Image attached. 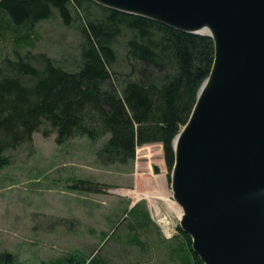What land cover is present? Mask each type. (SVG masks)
Here are the masks:
<instances>
[{"label": "trees", "instance_id": "1", "mask_svg": "<svg viewBox=\"0 0 264 264\" xmlns=\"http://www.w3.org/2000/svg\"><path fill=\"white\" fill-rule=\"evenodd\" d=\"M55 17L66 27L78 20V59L73 71L44 54L4 59L0 169L11 163L7 151L31 145L33 134L48 126L42 136L55 134L58 146L73 138L103 141L96 158L106 166H125L138 147L160 144L171 172L172 142L187 123L213 64L212 39L90 0H0V36L7 31L18 36L21 31V39L28 38L37 24ZM75 187L93 194L102 188L83 181ZM177 230L186 237L193 263L202 264L190 238ZM13 263L11 254L0 252V264Z\"/></svg>", "mask_w": 264, "mask_h": 264}, {"label": "rangeland", "instance_id": "2", "mask_svg": "<svg viewBox=\"0 0 264 264\" xmlns=\"http://www.w3.org/2000/svg\"><path fill=\"white\" fill-rule=\"evenodd\" d=\"M22 34L0 36V65L44 54L74 70L78 20L66 27L55 17L37 24L28 38ZM44 130L49 127L34 133L31 145L7 151L11 163L0 169V252L11 254L13 264H194L177 230L182 213L160 144L138 147L125 166H106L96 158L103 141L73 138L58 146L55 134L45 138ZM79 181L100 185L101 193L71 188ZM156 212L168 220L171 238Z\"/></svg>", "mask_w": 264, "mask_h": 264}, {"label": "water", "instance_id": "3", "mask_svg": "<svg viewBox=\"0 0 264 264\" xmlns=\"http://www.w3.org/2000/svg\"><path fill=\"white\" fill-rule=\"evenodd\" d=\"M90 1L212 39L209 87L172 142L179 228L202 264H264V0Z\"/></svg>", "mask_w": 264, "mask_h": 264}, {"label": "bare ground", "instance_id": "4", "mask_svg": "<svg viewBox=\"0 0 264 264\" xmlns=\"http://www.w3.org/2000/svg\"><path fill=\"white\" fill-rule=\"evenodd\" d=\"M206 34H212V33L210 31H206ZM209 84H210V80L209 79H207L202 84V86L200 87V90L198 92V96H197L198 98H200L201 95L205 92V90L209 87ZM178 139H179V136H177L175 141H174L175 145L177 144ZM172 194H173V192H172ZM172 198L174 200V204H176L179 207V209L181 210V213H182V215L180 216V219H179V224H180L184 213H183L182 208L179 206V204L177 203V201L174 199L173 196H172ZM156 218L158 220V225H160V227L162 228L163 232L166 235H169V222H168V220L164 216H162L160 213H157V212H156Z\"/></svg>", "mask_w": 264, "mask_h": 264}, {"label": "built area", "instance_id": "5", "mask_svg": "<svg viewBox=\"0 0 264 264\" xmlns=\"http://www.w3.org/2000/svg\"><path fill=\"white\" fill-rule=\"evenodd\" d=\"M171 230H172V229H171ZM172 233H173V232H172ZM172 233H171V236H170V237H167V235H166V234H165V235H166V237H167V238H171V237L173 236V234H172Z\"/></svg>", "mask_w": 264, "mask_h": 264}]
</instances>
